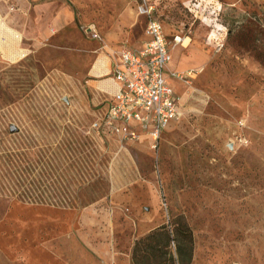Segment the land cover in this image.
<instances>
[{"label": "rangeland", "instance_id": "1", "mask_svg": "<svg viewBox=\"0 0 264 264\" xmlns=\"http://www.w3.org/2000/svg\"><path fill=\"white\" fill-rule=\"evenodd\" d=\"M150 18L195 75L156 141H121L90 125ZM173 219L190 264H264V0H0V264H96Z\"/></svg>", "mask_w": 264, "mask_h": 264}, {"label": "built area", "instance_id": "2", "mask_svg": "<svg viewBox=\"0 0 264 264\" xmlns=\"http://www.w3.org/2000/svg\"><path fill=\"white\" fill-rule=\"evenodd\" d=\"M138 14L147 10L138 7ZM145 40L139 49L123 48L111 64L113 92L105 111L90 128L121 141L146 138L156 141L179 113V94L171 80L189 84L193 69L166 71L171 60V43L160 21L150 18L145 24Z\"/></svg>", "mask_w": 264, "mask_h": 264}, {"label": "trees", "instance_id": "3", "mask_svg": "<svg viewBox=\"0 0 264 264\" xmlns=\"http://www.w3.org/2000/svg\"><path fill=\"white\" fill-rule=\"evenodd\" d=\"M25 156L27 164H31L29 166L37 165L36 156L30 153ZM29 166L27 171H34ZM63 187L68 188V185ZM193 247V233L189 225L181 219L168 220L134 240L131 261L132 264H190Z\"/></svg>", "mask_w": 264, "mask_h": 264}, {"label": "crops", "instance_id": "4", "mask_svg": "<svg viewBox=\"0 0 264 264\" xmlns=\"http://www.w3.org/2000/svg\"><path fill=\"white\" fill-rule=\"evenodd\" d=\"M63 14H64V12H63V9H62V11H60L53 18L52 24L54 26L59 27V26H61L64 23V21H67L66 15H63ZM142 43H141V45L138 48H135V49H139L142 46ZM170 62L168 63V66H167V70H166L167 72L168 71H172V70H181V69H175L174 68V65H173L174 61H173L172 52H171V60H170ZM104 74L106 76H108L104 80H105V82H107V85H108L106 87V89H108L109 91L111 90L110 91V96H111V94L113 92V89H114L113 88L114 87V82H113V80L111 78V66H110L109 71L104 73ZM171 83H172V86H173L174 90L178 93V91H177L178 83H176L173 80H171ZM110 96L107 98V100L110 98ZM141 140H147V139L146 138H142ZM131 249H132L131 246H129L128 248H126L124 250L113 246V248H111V250L108 251V254L104 255V253L96 247V248L91 249L92 253L90 252V254L95 258L96 264H132V261H131Z\"/></svg>", "mask_w": 264, "mask_h": 264}, {"label": "bare ground", "instance_id": "5", "mask_svg": "<svg viewBox=\"0 0 264 264\" xmlns=\"http://www.w3.org/2000/svg\"><path fill=\"white\" fill-rule=\"evenodd\" d=\"M171 63V62H170ZM174 65V64H173ZM99 68V67H98ZM108 85H106V87H107Z\"/></svg>", "mask_w": 264, "mask_h": 264}]
</instances>
